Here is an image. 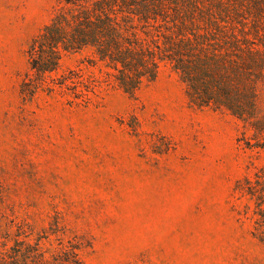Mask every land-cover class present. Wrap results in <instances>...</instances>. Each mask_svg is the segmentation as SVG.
<instances>
[{
    "label": "rangeland",
    "instance_id": "obj_1",
    "mask_svg": "<svg viewBox=\"0 0 264 264\" xmlns=\"http://www.w3.org/2000/svg\"><path fill=\"white\" fill-rule=\"evenodd\" d=\"M56 1L0 0V221L34 234L59 223L84 244L86 264H264L254 204L236 190L264 152L245 149L231 115L191 107L171 67L135 99L105 84L88 107L22 99L27 47ZM85 56L60 74L82 68L105 81Z\"/></svg>",
    "mask_w": 264,
    "mask_h": 264
},
{
    "label": "trees",
    "instance_id": "obj_2",
    "mask_svg": "<svg viewBox=\"0 0 264 264\" xmlns=\"http://www.w3.org/2000/svg\"><path fill=\"white\" fill-rule=\"evenodd\" d=\"M83 54L105 81L82 68L60 74L65 59ZM26 55L22 99L42 93L73 108L92 105L104 84L135 99L169 66L191 107L231 115L242 124L245 149L264 152V0H57ZM236 190L253 202L264 241V166ZM60 228L34 234L28 223L0 221V264H86L84 244Z\"/></svg>",
    "mask_w": 264,
    "mask_h": 264
}]
</instances>
